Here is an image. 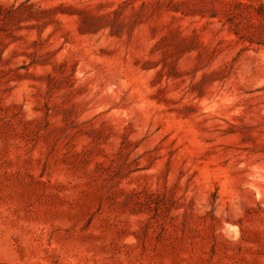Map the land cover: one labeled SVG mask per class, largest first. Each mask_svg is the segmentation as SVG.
<instances>
[{
    "label": "rangeland",
    "instance_id": "rangeland-1",
    "mask_svg": "<svg viewBox=\"0 0 264 264\" xmlns=\"http://www.w3.org/2000/svg\"><path fill=\"white\" fill-rule=\"evenodd\" d=\"M0 264H264V0H0Z\"/></svg>",
    "mask_w": 264,
    "mask_h": 264
}]
</instances>
